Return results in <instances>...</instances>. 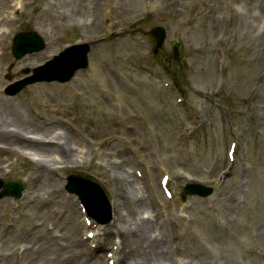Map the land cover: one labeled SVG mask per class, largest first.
<instances>
[{
  "label": "rangeland",
  "instance_id": "obj_1",
  "mask_svg": "<svg viewBox=\"0 0 264 264\" xmlns=\"http://www.w3.org/2000/svg\"><path fill=\"white\" fill-rule=\"evenodd\" d=\"M157 24L167 28L169 46L181 41L180 60L168 47L152 55L150 29ZM22 30H37L47 46L16 60L13 37ZM0 40L6 51L0 132L26 134L43 121L60 120L80 139L56 131L52 140L66 147L63 157L23 153L12 139L1 141L0 178L22 182L25 191L0 200V264H112L118 237L101 239L99 232L112 229L117 199L126 227L138 228L153 214L171 237L166 246L178 254L153 264H178L177 256L184 264H264V0H0ZM83 41L97 44L90 67L72 82L4 93L25 77L24 67L33 69ZM95 71L105 82L92 77ZM120 87L143 121L138 125L111 96ZM94 99L111 108L113 119ZM109 136L122 138L116 148L95 153V140ZM231 143L234 161L227 157ZM164 167L174 172L168 205L160 181ZM224 172L229 175L217 183ZM70 174L103 186L112 205L109 223H98L67 190ZM191 181L214 185L215 192L188 197L182 210L181 193ZM195 201L203 204L197 210ZM211 211L216 222L207 231Z\"/></svg>",
  "mask_w": 264,
  "mask_h": 264
},
{
  "label": "bare ground",
  "instance_id": "obj_2",
  "mask_svg": "<svg viewBox=\"0 0 264 264\" xmlns=\"http://www.w3.org/2000/svg\"><path fill=\"white\" fill-rule=\"evenodd\" d=\"M0 48L3 49V52L0 54V61H1L2 59L6 58V51L4 50V44L2 43V40H0ZM94 79L101 82H105L104 78L100 76L99 72L94 73ZM38 96L39 95L37 94V97ZM9 102L10 105L13 107L12 108L13 111H16V107L12 104L11 101ZM61 110L63 112L68 113V111L65 109H61ZM132 121H136V120L133 119ZM54 124L55 126H48L47 122L46 123L44 122L43 123L44 127L41 125L36 127H29L28 128L29 130L26 132V134L17 132L15 129L5 130L3 132H0V143L4 139H12V141L16 145L20 146V149L28 150L25 151V153H29L33 155H36V153L46 154V155L50 153H59L58 154L59 157H63L65 156V153H68L66 147L64 146L63 148H61L59 147L57 142H53L52 140L58 138L57 135L58 132L57 133L55 132V136L52 134L58 127L63 128L62 125L63 123L61 121H57ZM80 125L84 127L82 124ZM59 131H63V130H59ZM63 132H65L67 136L71 135V138L75 140V136L71 134L68 129H65V131ZM44 137L50 138V140H46L47 138ZM96 145L97 148L95 149V153H102V148L106 150L114 146L113 140L110 139L106 140L105 142L102 141L97 142ZM56 146L58 152H54V151L52 152V148ZM6 150L8 153H16V151L13 148L7 147ZM0 169L2 168L0 167ZM179 172L182 173L183 175H186L187 178H190L189 174L181 171ZM164 174L166 175L167 173ZM113 206H114V215L116 219L112 225V229L109 230L107 228H103V230H101L99 233L102 235L101 239L106 238V236L112 237L113 235H115V237H118L116 239L117 250L115 252L118 263L116 264L163 263L166 261H171L172 257L175 254L176 255L178 254V252L176 253V250L175 253H173L172 250H170L166 246V243L168 242V238L171 237L166 235L165 232H163L161 228L162 225H160L157 215H153V214L149 215V217L151 216L152 218L142 222V224L139 225L138 228L131 230L130 228L124 225L126 218L122 210L121 201H119L118 199L117 201H115V203L113 201ZM199 206L200 203L195 202L193 204V209H196V207ZM154 216L156 217V219L154 218ZM215 222L216 221L214 215L209 216V218L206 219L204 222L205 228L210 230V227L213 226ZM177 250L183 252L180 246H177ZM174 259H176L178 264H184V261H181L180 257L177 256Z\"/></svg>",
  "mask_w": 264,
  "mask_h": 264
},
{
  "label": "water",
  "instance_id": "obj_3",
  "mask_svg": "<svg viewBox=\"0 0 264 264\" xmlns=\"http://www.w3.org/2000/svg\"><path fill=\"white\" fill-rule=\"evenodd\" d=\"M155 34L158 36L159 42L161 43L164 38L163 30L158 28L155 30ZM44 45L45 43L43 39L36 32L20 33L14 40V53L16 57L20 58L27 52H33L35 50L42 49ZM79 49H82L83 52ZM75 50L77 51L73 54ZM88 50L89 48L87 45L72 47L65 53H62L60 56L55 57L54 60L49 61L46 65L35 69L34 76L17 83L15 86L11 87L8 92L15 93L26 84L33 83L35 81H50L55 79L60 81H67L71 79L77 69L85 67L87 65L86 54ZM26 72H28V69L26 70ZM78 183H80L81 185H79L77 191L81 193L82 198L85 200V203H87L92 211H94V209H100L101 211H103V207L101 206L103 203L102 201H100L101 198L104 200L103 202L109 206L103 190L98 185H94L95 189H91L86 185L87 182L85 183V181H79ZM1 185L2 182L0 180V187ZM8 186H13L16 190L10 191ZM8 186L6 187V190L2 192L0 197L4 193H13L17 196L21 195L23 185L10 183ZM73 187L75 188V185H73ZM91 197H94L97 200H94Z\"/></svg>",
  "mask_w": 264,
  "mask_h": 264
}]
</instances>
